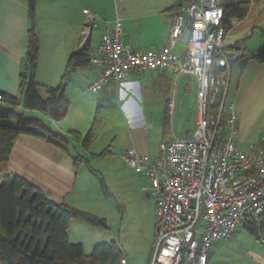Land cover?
Instances as JSON below:
<instances>
[{"label":"crops","instance_id":"1","mask_svg":"<svg viewBox=\"0 0 264 264\" xmlns=\"http://www.w3.org/2000/svg\"><path fill=\"white\" fill-rule=\"evenodd\" d=\"M180 3L181 0H37L34 13L31 14L26 0H0V91L23 100L20 84L22 74L27 70L26 58L33 23L40 40L35 80L39 84L38 91L45 98V88L55 87L62 81L70 55L81 49L88 39L91 42L90 53H93L99 46L102 35L110 28L118 29L121 41L133 49L158 50L166 46L169 42L170 15ZM251 11L252 0L248 16L238 22L243 24ZM234 29L235 27L227 32L226 38ZM239 43L241 46L245 44ZM263 48L264 46H261L254 53ZM176 51L185 55L187 44L181 41ZM99 72L100 67L93 64L75 71L66 88L69 100L66 117L71 114L74 103L85 101V88ZM233 75L237 80L235 102L230 103L234 105L235 112L238 111V124L233 138L243 150L248 151L252 128L255 122L264 116V65H256L253 61L245 65L236 63L232 67L231 81ZM183 76L195 78L190 75L177 76L163 69L133 71L125 82L108 81L97 93V113L92 128L96 127L101 111L110 108L114 119L121 121L126 127L125 142L113 147L122 150L118 155L126 164L128 163L125 155L129 149H136L141 154L152 153L146 122L147 111L142 109L139 102L162 103L165 119L162 132L163 136L169 135V118L174 112L170 114L168 111V101L180 88ZM20 109L23 114L25 110H29L23 106L15 107L19 113ZM150 113L151 111L148 112ZM52 121L54 125L59 126L58 130L54 129V125L46 124L68 138L67 149L48 139L24 134L15 143L9 161L2 164L1 169L4 175L24 174L40 184L52 199L75 206L69 201V197L78 182V165L87 161L85 157L80 156L79 158L85 161L77 162L78 157L71 153V141H77L79 144H82V141L73 137L70 131H78L85 136L92 128L84 134L78 127L64 129L63 126L60 127L62 121ZM175 137L177 136L172 131L167 140ZM260 144L264 146V142L253 145ZM111 152V149H107L102 156ZM139 175L146 178L143 174ZM83 191L81 189L79 193ZM257 224L264 233V217ZM68 233L70 235L71 226ZM248 233L255 236L244 226L237 229L230 238L215 241L208 264H264V249L259 247ZM152 250L148 259L137 263L131 262L127 255H123V258L126 259V264H149Z\"/></svg>","mask_w":264,"mask_h":264},{"label":"built area","instance_id":"2","mask_svg":"<svg viewBox=\"0 0 264 264\" xmlns=\"http://www.w3.org/2000/svg\"><path fill=\"white\" fill-rule=\"evenodd\" d=\"M225 1L181 0L170 15L169 42L161 49H133L110 28L90 56L100 72L85 93H98L111 80L123 83L133 71L163 69L198 82L193 135L161 141L155 157L133 148L125 155L128 165L147 178L144 190L156 204L149 264H208L215 241L264 217V146L245 151L233 138L238 116L228 101L231 73L246 52L226 42ZM186 31L187 51L180 55L176 48ZM168 106L173 114L174 99ZM257 238L264 243L261 230Z\"/></svg>","mask_w":264,"mask_h":264},{"label":"rangeland","instance_id":"3","mask_svg":"<svg viewBox=\"0 0 264 264\" xmlns=\"http://www.w3.org/2000/svg\"><path fill=\"white\" fill-rule=\"evenodd\" d=\"M234 25V32L228 35L226 42H245L242 48L248 50L249 53H254L264 46V0H252V11L249 18L243 24L234 21ZM189 34V31L185 32L182 38L183 44H187ZM253 62L256 65H264L258 61ZM233 72L235 74L236 68ZM234 76L228 96V101L232 103L235 102L237 82ZM39 90L43 92L41 88ZM70 95L74 96L71 92ZM96 95L97 93H84L85 101L73 104L71 114L61 122L60 127L63 126L64 129L78 127L84 134L87 133L92 128L97 113ZM171 99L175 101L174 114L169 118L171 133L173 131L180 138L191 137L196 129L197 119L196 79L183 76L180 88L171 95ZM139 104L147 111V130L150 134L152 149V153L148 154L157 156L160 142L169 139L171 134L163 136L162 129L165 127V119L162 103L151 101L139 102ZM19 111L22 113L23 110ZM149 111H151L150 114H148ZM111 112L110 108H105L98 116L89 149L77 141H71L70 147L73 156L78 158L83 156L87 163L78 165V182L69 201L74 203L75 207L86 208L84 210L104 218L107 226H94L85 221L74 220L69 236L72 242L84 245L87 255L92 252L96 244L114 242L123 255H127L131 262L137 263L148 259L154 247L156 204L155 200L144 190L148 184L146 178L137 174L120 158L118 154H121L122 150L113 148L116 144L125 142L126 127L121 121L114 119ZM236 114L238 115V111ZM24 116L39 118L49 126L54 125L52 120L36 110H25ZM0 123L17 124L14 119L3 118L0 119ZM54 127L56 130L59 128L58 125ZM252 129L249 136L250 144L263 143L264 116L257 123L255 122ZM107 149L112 150L111 154L102 156ZM81 189L84 191L79 193ZM248 236L264 249V243L256 236L250 233Z\"/></svg>","mask_w":264,"mask_h":264},{"label":"trees","instance_id":"4","mask_svg":"<svg viewBox=\"0 0 264 264\" xmlns=\"http://www.w3.org/2000/svg\"><path fill=\"white\" fill-rule=\"evenodd\" d=\"M26 1L33 14L37 0ZM224 7V25L228 32L234 28V21H242L248 16L250 0H226ZM90 44L88 39L81 49L70 55L62 81L55 87H46L44 98L35 80L40 46L33 23L26 58L27 70L22 74L20 84L23 100L0 91V119H14L17 122L16 125L0 123V264H122L123 253L114 242L96 244L87 255L82 243L70 240L68 231L74 220L106 227L104 218L52 199L40 184L24 174L4 175L1 169V165L9 161L15 143L24 134L48 139L67 149V137L54 131L42 119L26 118L15 107L37 110L54 121H62L69 104L66 88L73 74L78 68L91 64ZM237 44L241 46L239 42ZM245 52L246 55L236 63H264V48L256 53ZM70 134L89 149L94 129L85 136L78 131H70ZM76 161L85 160L78 158ZM245 226L256 237L261 230L257 222Z\"/></svg>","mask_w":264,"mask_h":264},{"label":"water","instance_id":"5","mask_svg":"<svg viewBox=\"0 0 264 264\" xmlns=\"http://www.w3.org/2000/svg\"><path fill=\"white\" fill-rule=\"evenodd\" d=\"M213 69H214V70L217 69V64H214Z\"/></svg>","mask_w":264,"mask_h":264}]
</instances>
